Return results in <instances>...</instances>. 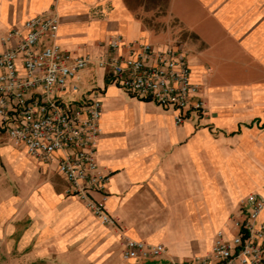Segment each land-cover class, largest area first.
<instances>
[{"label": "crops", "instance_id": "crops-1", "mask_svg": "<svg viewBox=\"0 0 264 264\" xmlns=\"http://www.w3.org/2000/svg\"><path fill=\"white\" fill-rule=\"evenodd\" d=\"M42 12L56 13L63 49L93 58L112 35L172 46L171 19L198 18L203 34L220 38L206 37L203 57L185 54L207 110L181 124L174 109L130 94L95 64L80 71L78 94L95 90L102 105L96 161L108 180L96 199L116 226L65 193L58 153L35 159L0 129V250L27 264H172L205 254L247 196L264 199V0H0V36ZM213 45L234 50L252 72L225 67ZM229 70L235 85H250L221 84L232 83L222 74ZM125 238L161 244L164 253L124 261Z\"/></svg>", "mask_w": 264, "mask_h": 264}, {"label": "built area", "instance_id": "built-area-1", "mask_svg": "<svg viewBox=\"0 0 264 264\" xmlns=\"http://www.w3.org/2000/svg\"><path fill=\"white\" fill-rule=\"evenodd\" d=\"M57 32L56 13L42 12L0 36V129L35 159L49 162L58 153L65 193L80 199L102 224L116 226L117 220L96 199L108 180L96 161L102 105L95 90L78 94L80 71L91 64L108 71L130 94L174 109L176 124L190 113L206 114L200 84L191 79L180 48L112 35L106 51L93 58L63 49ZM66 90L77 96L64 98ZM262 208L264 199L250 194L230 227L216 230L209 251L172 264H264ZM163 253L161 244L125 238L121 255L129 261Z\"/></svg>", "mask_w": 264, "mask_h": 264}, {"label": "rangeland", "instance_id": "rangeland-1", "mask_svg": "<svg viewBox=\"0 0 264 264\" xmlns=\"http://www.w3.org/2000/svg\"><path fill=\"white\" fill-rule=\"evenodd\" d=\"M132 3L138 4L137 1H133ZM163 5H164V3H163ZM163 5H162V7H163ZM157 6L161 9L160 3ZM144 21L147 24L152 25V26L154 25L157 27L160 25V22H158L157 19L145 17ZM203 28H204V24H202L201 20L198 18H195V19H190V18L171 19V22L168 24V30H167L165 36L166 37H167V35L169 36V41L171 42L169 44H171L172 47L174 46L176 48L178 47V48L182 49V51L185 54H186V52H187V54L189 52L191 54L194 53L200 57H203L204 53L210 51V50L209 51L207 50L206 41H208V40L209 41H211V40L216 41L218 38V36L216 34L215 37L210 39V36L203 34ZM201 33H202V35H201ZM226 36L228 38V35H226ZM204 37H205V39H204ZM206 37L208 38V40ZM219 38H220V36H219ZM211 52H213L217 56L223 54L225 57L224 66L225 67L229 66V68H231V66H237L239 74H240V71H242L243 73L252 72L251 66H244V67L238 66L237 63L240 62L238 60L240 57L236 58L234 50H221V48L217 47V45H213ZM237 61H239V62H237ZM206 67L209 68V66H206ZM222 74H223L224 78H227V80H229V82L232 81V83H228V82L227 83H221L224 86L226 84L227 85L233 84L237 88L241 89V88H244V87H242L244 84L250 85V82H239V83H237V85H235L236 83H234V81H233L235 79V75H234L233 70L223 72ZM217 77H220V76L217 75ZM201 85H202V83H200V87H201ZM238 86H240V87H238ZM235 216H236L235 213L230 214L228 217V221L225 224V226L222 228H219V229H227L228 227H230L231 220ZM0 264H27V263L23 262L20 259V257H16V254L9 253L8 251H6L5 249H2V247H1ZM52 264H54V263H52Z\"/></svg>", "mask_w": 264, "mask_h": 264}, {"label": "water", "instance_id": "water-1", "mask_svg": "<svg viewBox=\"0 0 264 264\" xmlns=\"http://www.w3.org/2000/svg\"><path fill=\"white\" fill-rule=\"evenodd\" d=\"M128 264H138V263H128Z\"/></svg>", "mask_w": 264, "mask_h": 264}]
</instances>
